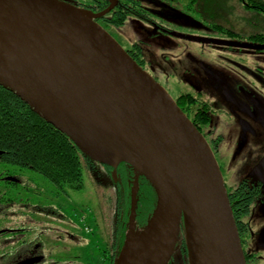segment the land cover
Masks as SVG:
<instances>
[{"label":"water","instance_id":"obj_1","mask_svg":"<svg viewBox=\"0 0 264 264\" xmlns=\"http://www.w3.org/2000/svg\"><path fill=\"white\" fill-rule=\"evenodd\" d=\"M97 18L60 0H0V20L29 27L48 50L22 56L0 47V86L65 134L90 160L111 168L127 163L153 184L155 210L139 233L128 231L116 264L123 263L130 240L140 237L144 248L130 264H170L182 230L190 264H247L209 143ZM147 163L158 183L146 170ZM138 192L136 179L134 218Z\"/></svg>","mask_w":264,"mask_h":264},{"label":"rangeland","instance_id":"obj_2","mask_svg":"<svg viewBox=\"0 0 264 264\" xmlns=\"http://www.w3.org/2000/svg\"><path fill=\"white\" fill-rule=\"evenodd\" d=\"M253 16L252 12H245L239 8L222 22L221 25L227 29L225 31L212 29L215 24H220L219 21L212 20L207 24L202 20H197L202 26L200 29H193L196 20H191L192 23H189L185 28L187 31H180H184L185 35L191 39L231 45L245 44L249 41L244 37L251 34L247 30L252 32L262 31L261 28L246 25V22ZM133 28H137L135 21L124 27L122 32L114 30V32H111V36L126 50L130 42H137L144 37ZM1 38L6 40L15 38L18 41V37L12 35L10 29L3 22L0 23ZM164 38L168 37L156 38L158 39L156 43L159 40H164ZM170 39L167 40L170 41L168 42L169 45L161 48L158 53L154 44H149L144 49L145 52L155 55L158 59L162 57L161 63L154 64L153 68L156 70L162 68L167 74L166 87H171V85L175 87L183 83L198 85L206 90L207 85L205 82L208 81V78L202 72L205 67L215 71L217 76L226 82L234 76V68L232 67L234 62L253 63L259 67L264 65V56L248 49H241L236 46L218 47L173 37ZM32 43L35 44L34 41ZM32 47L35 50L28 52V55L34 56L37 55L35 51L39 53L44 46L36 45ZM19 52L20 55L25 54L26 56V53H22V50ZM245 75V73H241V81L249 83L250 81L245 79ZM182 90L186 89L182 88ZM171 97L175 100L174 95H171ZM206 100V102H210L217 107L213 108L216 111L214 120H216L217 128L211 131L208 139L216 140L215 144L212 142H209V144L215 154L227 190L230 191L245 179L253 177L256 165L264 157V149L258 142L262 132L259 131L255 136L249 135V139L245 143L242 140L238 125L239 120L244 117L242 112L236 109L235 106H230L223 99ZM224 112L225 114H223ZM217 137H219V140H217ZM95 169L92 172H90L91 170H85V183L80 191L69 189L61 191L55 189L50 182L37 173L21 168H10V173L20 176L21 183L12 188L11 192H8V197L9 199L13 198L17 206L28 204L27 212L33 213L32 221L43 220L45 226L44 237L39 238L37 236L39 228L35 224L32 225V235L36 243L45 244L44 251L40 254L50 257L49 264H106L103 261L108 260L112 254L110 246L107 245L113 232L111 231L113 222L111 212L118 204L119 197L124 199L122 208L126 212L121 222L125 232L131 229V234H134V230L139 233L142 229L139 226L145 225L155 210L157 198L150 193L152 190L148 183L145 184L143 176L139 174L135 176L136 179H140V182L136 217L134 218L132 217V211L130 212L131 187L133 185L131 176H121L116 180L114 175L113 179L117 182H113L106 177L101 167ZM101 176L103 177L101 178ZM119 188L121 192L118 191ZM144 194L148 195L146 196V204L143 206ZM252 218L256 219L257 215L254 213ZM0 223L1 225L5 223L4 217L0 219ZM36 227L38 229H35ZM256 230L255 227V232ZM259 257L262 264H264V250L260 251Z\"/></svg>","mask_w":264,"mask_h":264},{"label":"flooded vegetation","instance_id":"obj_3","mask_svg":"<svg viewBox=\"0 0 264 264\" xmlns=\"http://www.w3.org/2000/svg\"><path fill=\"white\" fill-rule=\"evenodd\" d=\"M60 1L98 16L95 22L110 35H112L111 32H114V30L122 32L124 27H127L130 22L135 21L137 28L133 29L137 30L144 37L137 42L129 41L130 43L127 45L125 51L170 96H175V103L197 129L203 132L206 140H209L208 142L216 143L215 139H208V137L210 138L211 131L217 128L216 120H214L216 111L213 109L217 107L210 102H206V99L217 98L227 101L232 107L235 106L244 115L238 123L242 140L247 143L249 135L255 136L260 131L262 134L258 142L264 149V116L262 114L264 113V65L259 67L253 63L244 61V64L234 62L232 65L234 76L226 82L220 79L215 71H212L209 67H205L202 72L208 78V81L205 82L207 85L206 90H203L198 85L194 86L183 83L175 87L173 85L166 87L167 74H165L162 68L158 70L153 68L154 64L161 63L162 57L158 59L155 55L144 51L147 45L154 44L156 45L157 53L158 51L160 52L161 48L169 45L168 42L170 41L167 40H171V37L187 40L181 37H187L184 31H187L185 28H187L189 23H192L191 20H196L193 29H200L202 27L197 20H202L206 24L212 20L220 22V24L212 26V29L225 31L227 29L221 25L222 22L240 8L245 12H252L254 14L246 22V25H251L253 28H261L262 31L252 32L247 30L251 34L246 35L244 38L249 42L240 45L250 48H238L248 49L251 52L264 56V0ZM106 11L109 12L105 14ZM161 36L168 38H164L162 41L159 40L156 43V40H158L156 38ZM241 73L246 74L245 79H249V83L241 81ZM173 78L175 79V77ZM181 87L186 90H182ZM260 108L262 109L261 111ZM217 140H219V137H217ZM94 166V170H96V167H101L106 177L110 178L113 182H117L113 179L114 175L116 180L121 176H132L131 166L127 163L121 164L117 168H111L98 163ZM255 168L253 177L245 179L236 188L228 191L236 215V222L247 264H262L259 253L261 250H264V157ZM4 181L12 183L13 186L11 185L12 187L9 186L6 189V191L11 192L12 188L21 183V178L9 173V175L4 177ZM133 185L131 187L132 190ZM4 190L0 188V198ZM118 191L121 192V189L119 188ZM10 201L11 203L8 205L0 203V219L2 217L5 219L3 225L0 223V264H49L50 257L40 254L44 251L45 244L41 242L36 243L32 235V225L35 224L39 228L37 236L39 238L44 237L45 226L42 222L43 220H31L33 213L27 212L28 204L17 206L13 198H10ZM125 212L120 203L116 204L111 212L113 218L111 231L113 232L109 238V244H107L110 246V249L114 244L119 245L123 237L122 232L124 228L121 221L124 218ZM254 213L257 215L256 219L252 218ZM118 224H121V229L118 228ZM37 227L35 229H38ZM255 227L257 228L256 232ZM117 230L119 234L114 237L113 234ZM118 248V246H115V250H118ZM113 252V249H111L112 254L108 260L113 257ZM179 256V253L175 252L170 263L183 264Z\"/></svg>","mask_w":264,"mask_h":264},{"label":"trees","instance_id":"obj_4","mask_svg":"<svg viewBox=\"0 0 264 264\" xmlns=\"http://www.w3.org/2000/svg\"><path fill=\"white\" fill-rule=\"evenodd\" d=\"M200 133L203 135V132L200 131ZM96 164L82 154L65 134L39 117L15 94L0 86V188L5 189L0 198L2 205L11 203L6 189L12 183L4 181V177L10 173V168H21L37 173L57 190L80 191L85 183V170L94 171ZM131 174V180L134 183L137 174L133 167H131ZM143 179L145 184H149L152 190L150 193L156 196L151 181L145 176ZM147 195L144 194L142 199L143 206L146 204ZM118 203L123 205L124 199L119 197ZM233 213L236 219L234 210ZM146 224L141 227H145ZM118 228L121 229V224H118ZM125 233L126 235L122 237L120 244H114L111 247L114 251L113 257L103 261L104 263L116 264L125 246L128 230L126 232L123 230L122 235ZM117 234H119L118 230L114 232L113 236L116 237ZM115 246L119 247L118 250H115ZM176 253H179L183 264H190L183 230Z\"/></svg>","mask_w":264,"mask_h":264},{"label":"bare ground","instance_id":"obj_5","mask_svg":"<svg viewBox=\"0 0 264 264\" xmlns=\"http://www.w3.org/2000/svg\"><path fill=\"white\" fill-rule=\"evenodd\" d=\"M0 22H3L10 29L12 35H16L18 37V41H16L15 38H10L8 40L1 38L0 47H6V48L11 47V50L13 52H18V53H20L19 51L22 50V53L25 52L28 55V52H33V50H35V48L32 46H36V45L43 46V44H45V41L41 37V35L32 31L29 27L23 24L8 20H4V21L0 20ZM33 41L35 42V44L32 43ZM47 52H48L47 48L43 47L42 51H39V53L35 51L37 55L34 56H40L42 53H47ZM145 168L153 177V179L158 183V179L154 175L151 166L147 163ZM144 244L145 242L141 237L137 239L134 238L131 239L122 264H130L131 262H133L136 259V257L139 255V253H141V251L143 250Z\"/></svg>","mask_w":264,"mask_h":264}]
</instances>
